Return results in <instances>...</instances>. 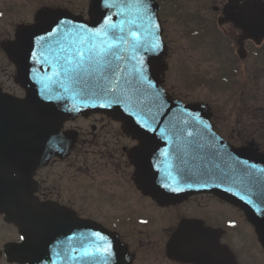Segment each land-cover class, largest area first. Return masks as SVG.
<instances>
[{
  "label": "flooded vegetation",
  "instance_id": "obj_1",
  "mask_svg": "<svg viewBox=\"0 0 264 264\" xmlns=\"http://www.w3.org/2000/svg\"><path fill=\"white\" fill-rule=\"evenodd\" d=\"M250 1L253 0L233 3L231 0H159L161 37L169 66L164 87L169 95L222 105L224 119H231L222 96L226 91L223 83L230 76L228 72L252 71L258 76L264 73V41L260 45L258 41L245 40V34L231 20L236 9L231 7L229 11L231 5L241 6ZM255 1L259 4L261 0ZM0 14L3 16V7ZM14 24L15 21L6 24L1 43L12 39ZM5 82L0 83L2 90ZM212 88L217 89L209 91ZM116 124L101 116L65 124L63 131L77 132V141L65 155L52 158L36 170L25 186L16 188L25 193L17 192L15 198L27 197L71 212L69 217L47 216L50 239L56 241L59 232H69L68 235L76 232L73 236L78 238L79 225L82 230L84 221L91 222L118 236L131 256L130 264H183L166 258V244L181 222L199 221L221 230L219 240L227 243L229 235L225 236V227L243 220L241 213L219 202L224 208L216 204L212 207L213 199L207 196H194L165 206L143 194L127 157V151L137 144L119 129L118 138L113 134L101 136L104 127ZM250 143L242 141L238 145ZM27 212L31 214L28 208ZM20 235L18 227L5 222L0 214L3 264H7L5 245L22 243ZM49 246L55 247L50 241Z\"/></svg>",
  "mask_w": 264,
  "mask_h": 264
},
{
  "label": "snow or ice",
  "instance_id": "obj_2",
  "mask_svg": "<svg viewBox=\"0 0 264 264\" xmlns=\"http://www.w3.org/2000/svg\"><path fill=\"white\" fill-rule=\"evenodd\" d=\"M103 6L108 10V14L104 16V26L98 31L91 32L86 29V26L81 25L77 29V33L83 32L84 35L80 36L78 44L73 41L76 46L73 49L71 55L63 57V62L58 65L59 70L53 71V76H63L64 81L53 80L52 77L48 78L47 83H43L41 96L45 101H50L54 97L50 94L53 88L50 84H56L60 89H63L65 93H68L70 89H78L76 93L82 99L85 96L91 95L96 99H102L105 103L100 104V107H110L112 105H124L126 101L131 99L130 93L136 92L146 96L149 100L156 103L160 100V93L158 91H152L155 89V84L150 79L149 61L147 56L158 55L159 49H162V43L157 38V33L161 32L159 24L151 23V5L150 0H102ZM116 9L117 13H113L112 10ZM125 10H131L135 13L136 19L128 21L129 27L116 25L111 22L113 14L123 15ZM46 14H41L45 16ZM137 20L140 23H137ZM149 21L151 23L150 35L152 39L146 44L140 40L139 33L144 31L143 21ZM45 24H48L47 29L43 28ZM55 24V29L51 28V25ZM69 28V22L64 20H52L48 21L42 18H37L35 21V27L33 29L26 30L32 33L27 35L21 33L16 44L13 48H25L31 53L33 62H36V52L33 50L35 44H39L40 60L44 63H48L50 68L54 65L48 60L46 52L51 50V42L47 37L62 36L63 30ZM42 29L45 35H36L35 30ZM34 37V38H33ZM103 37L99 43L97 39ZM129 46L133 52L141 51L142 54L139 57L133 56L136 60L134 66V77L128 79L124 73L126 68L121 67L120 62L125 59V55L118 54L120 51V45ZM63 51V49H62ZM60 59L59 57L57 58ZM41 70H43V64H41ZM5 101L0 100V168L3 167V127H4V110ZM10 105L20 106L26 101H8ZM95 106V105H93ZM76 106L74 105V108ZM38 117V114H37ZM197 119V118H194ZM137 123H140L137 120ZM186 123V122H185ZM197 123H202L197 119ZM141 127L147 128L146 124H141ZM208 125H204L206 129ZM188 136H193L192 132L187 133ZM188 144L193 142L189 141ZM195 146V145H193ZM139 149H137V152ZM186 145H182L178 148L177 159L181 165H185ZM133 162H135V153H133ZM247 163V162H244ZM155 167V165H153ZM181 173H186V168L181 167L179 169ZM158 172V170H157ZM169 175H171L169 173ZM155 179L156 173L151 174ZM147 178V176H146ZM3 177L0 175V197L3 195ZM161 187L168 191L177 192L181 189L178 187H171L167 182L162 183ZM28 210L38 217L51 216V217H69L71 212L66 208H59L54 205L41 204L35 200H29L27 202ZM2 210V209H0ZM146 223V221H142ZM26 237H28L26 239ZM89 237L94 238L96 241H106L99 232L84 233L81 234V248L83 249L81 258L93 257L96 255H102L105 260L110 259L113 255L110 242L101 243L94 246L93 250H89L84 246V241H87ZM206 239L205 230L201 225L195 224H181L171 237L170 246L173 247L178 253L188 254H203V258L198 264H212L210 258V249L205 251L202 248V244ZM19 240L23 243L18 247L20 249L26 248L31 243V235L28 231H24V234L19 236ZM75 251V249H72Z\"/></svg>",
  "mask_w": 264,
  "mask_h": 264
},
{
  "label": "water",
  "instance_id": "obj_3",
  "mask_svg": "<svg viewBox=\"0 0 264 264\" xmlns=\"http://www.w3.org/2000/svg\"><path fill=\"white\" fill-rule=\"evenodd\" d=\"M112 12H117L116 9H113ZM108 14V10H106L103 6L102 0H93V3L89 10V17L90 22L89 23H83L81 22V19L79 18H72L67 17V20H64L66 22H69V28L63 30L62 36H53V40L56 39L57 45H52V48L50 51L46 52L45 54L48 57V60L52 62L54 65L53 68L49 67L48 63H44L41 60V64H43V70H41V67L36 65V72L37 74L43 78L48 79L49 77H52V79L64 81L63 76L55 77L53 76V71H58V65L63 62V57L66 55H71L73 53V49L76 46L73 44V41H75L77 44L79 42L80 36L84 35L83 32L77 33V29L80 28L81 25L86 26V29L91 32L98 31L102 25V21L104 20V16ZM124 15H112L111 22L116 25H121L122 23L127 28L129 25L124 22ZM139 21V20H138ZM81 23V24H80ZM140 23V21H139ZM143 28L144 31L140 32V40H143L146 38L147 35H150L151 32V23H153V20L151 18V23L147 20L143 21ZM56 26H51L52 29H55ZM24 29L23 32H27ZM41 32L40 30L36 29L35 33ZM32 34V33H30ZM151 36V35H150ZM152 37V36H151ZM150 37V38H151ZM149 38V39H150ZM103 37H100L97 39V43L102 40ZM61 41V43H60ZM63 49V51H62ZM120 54V53H118ZM60 58L59 60L57 58ZM153 56H147L149 59V66L152 69L154 80H158V74L156 72L158 61L156 60L155 66H151V58ZM45 74H48L47 77H45ZM133 75H135L133 71ZM53 90L60 91L63 95L67 94L68 99H72L71 101L66 102L69 107L73 105H77L75 108L71 107L72 112H79L78 104L81 103L82 100H86L87 97L85 96L83 99L78 96L76 93L78 92V89H70L68 93H65L63 89H60L58 85L55 84V86L52 87ZM42 91V90H41ZM152 91H158L160 93V100L159 102H152L144 95H138V94H132L131 99L129 101H126L130 105V111L132 114L141 122V124H146L148 128L151 129H168L171 128L172 130L175 129H188V127L180 126L179 123L183 120L181 116H187L191 121L190 129H195L197 133H200V135H196L197 138L203 137L204 140L196 139V145H201L202 150L196 151V165H195V172L192 174L193 180L190 183V189L189 193L192 192H199L201 190L210 189V187H214L211 189V191H220L223 192L222 186H219L217 184H220L221 182V167L219 165V161L221 158L216 157L217 153L209 152L207 149V145H216L215 140H218V138L215 137V140L213 137H211L209 128H204V125L208 124L207 116L203 112V110L199 107H185L186 109L180 108L178 105L174 102H171L169 99L165 98V96L162 95L160 89H159V82L157 83V87L153 89ZM33 92V90H32ZM53 94V92H52ZM91 96V95H90ZM28 97H30L28 95ZM92 98H95L91 96ZM0 100L5 101L4 99L0 98ZM55 100L52 99L49 102H51V105H53ZM5 110H4V127H3V142L5 145V141L8 139L6 128L8 132L14 136L18 137L19 135H22L29 139L31 142L28 143V146H38V142H42L41 139H44L43 142L47 141L52 136V130L53 126H46L43 131H36L32 129V125H25L23 124V120L19 117L20 112H26V116H28L31 113H34V109L36 111V114H38V111L41 108H34L33 106H29L27 108V105H23L21 108L20 106H16L14 109V105H10L5 101ZM43 105L47 108H50V103H43ZM89 107H93L94 109H97L99 106L96 104L95 106L91 105ZM20 108V109H19ZM19 109V110H17ZM51 110H54V113L58 115V117H61V120L67 119L68 115V109L65 108V105H63L60 109H54L50 108ZM106 109V108H104ZM191 113V114H189ZM146 114H157L159 116L158 121L159 124H157L154 119L149 118V121H146L142 118V116H146ZM170 114H175L173 118L169 119ZM193 116H196L199 121L202 123H197V119L192 118ZM33 120V119H32ZM38 119L36 120V122ZM21 123L22 126L20 128L17 127V125ZM140 124V126H141ZM166 124V126H165ZM143 128V127H142ZM12 130H18L16 133L12 134ZM9 143H13L12 140H10ZM1 169V168H0ZM1 173V172H0ZM169 173V185H172V183L175 181L174 178V170L172 167V160L170 161V170ZM168 173V174H169ZM215 181L216 183H213L210 185L211 181ZM196 186V187H195ZM201 189V190H200ZM264 209V205L262 206V211ZM250 218L255 221L257 229H258V235L259 239L264 246V215H261L259 217H255L250 213ZM228 260H230L228 258Z\"/></svg>",
  "mask_w": 264,
  "mask_h": 264
},
{
  "label": "rangeland",
  "instance_id": "obj_4",
  "mask_svg": "<svg viewBox=\"0 0 264 264\" xmlns=\"http://www.w3.org/2000/svg\"><path fill=\"white\" fill-rule=\"evenodd\" d=\"M3 63L4 62L0 60V81L2 83L4 81L1 76ZM5 88H6L5 89L6 91L8 90L16 91V89L12 87L10 82H5ZM237 239L241 240L240 238H237ZM238 248H240V253H241L239 254V259L241 261V264H264V262L261 260L262 257H261L260 251L256 248L250 249L251 246L247 240V235H244L243 241L238 243Z\"/></svg>",
  "mask_w": 264,
  "mask_h": 264
}]
</instances>
